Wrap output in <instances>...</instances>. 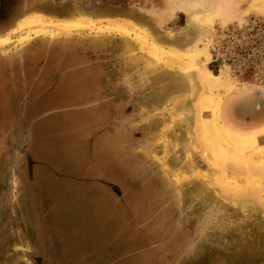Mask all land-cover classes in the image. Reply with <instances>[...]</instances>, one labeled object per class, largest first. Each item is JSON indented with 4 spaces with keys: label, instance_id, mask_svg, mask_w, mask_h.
<instances>
[{
    "label": "rangeland",
    "instance_id": "1",
    "mask_svg": "<svg viewBox=\"0 0 264 264\" xmlns=\"http://www.w3.org/2000/svg\"><path fill=\"white\" fill-rule=\"evenodd\" d=\"M37 2L40 4L32 10L1 27L0 37L11 33L22 19L36 15L56 22L80 17L99 22L85 31L42 25L40 28L53 35L13 33L11 42L0 46L4 56L32 51L40 43L67 48H41L32 54L35 64L47 63V71H30L29 86L20 84L18 64L15 76L10 71L0 72V131L4 136L13 134L24 144L32 127L44 128L40 139L51 150L45 157L62 163L67 174L48 186L59 206L51 203L55 207L45 218L49 225L45 234L38 232L40 227L36 230L31 216L27 220L35 230L29 228L26 217L23 219L30 242L34 245L42 238L48 244L45 253L53 262L47 263L264 264V172L231 166L224 172L209 163L199 109L205 92L202 74L194 70L185 74L159 64L140 51L136 40L99 30L107 21H132L151 31L165 48L188 50L204 45L203 66L218 62L220 71L240 90L224 97V119L231 122L228 113L233 99L246 98L249 92L251 99L264 102V13L260 7L253 0ZM193 14L212 16L213 28L194 21ZM22 37L28 39L20 43ZM53 53L57 59L60 55V61L50 66ZM14 84L16 91L11 88ZM105 106L119 120H125L124 160L118 153V137L109 145L101 137L92 143L100 133L96 118ZM258 112L248 108L240 118L251 120ZM112 125L118 127L122 122ZM245 130L257 135L264 146V126L258 129L254 124ZM14 164L8 162V172ZM84 167L95 171L105 167L126 176V221L111 224L106 214L96 213V202L101 201L100 207L110 204L99 198L100 186L82 183L78 175ZM216 176L242 185L251 176L262 177L263 193H230L217 186ZM10 190L0 188V212L5 217L12 214L8 212ZM100 215L105 217L100 220ZM10 218L15 221V216ZM22 241L19 248L23 252L33 251ZM21 256L15 257L17 262Z\"/></svg>",
    "mask_w": 264,
    "mask_h": 264
},
{
    "label": "bare ground",
    "instance_id": "2",
    "mask_svg": "<svg viewBox=\"0 0 264 264\" xmlns=\"http://www.w3.org/2000/svg\"><path fill=\"white\" fill-rule=\"evenodd\" d=\"M253 4L258 5L260 11L264 13V0H253ZM192 18L209 30L214 26L215 19L210 15L193 14ZM114 22L116 21H107V24L100 26L99 30L136 40L140 51L159 64H165L185 74L193 70L202 74L205 92L199 100V109L202 113V115L200 114L201 127L208 140L205 155L209 163L215 169H221L224 172L229 166L239 167L242 170L249 169L250 171L251 169L264 172V146L260 145L258 136L249 134L236 125L232 126L224 119V97L233 91L240 92V90L234 85L227 73L224 74V71H220L218 62L203 66L204 45L200 46L201 44H199V46L188 50L175 47L165 48L157 42L156 37L147 28L141 27L132 21ZM98 24L99 22L87 17L56 22L54 20H45L37 15L30 16L22 19L18 27L11 33L0 37V46L8 45L11 42V34L13 33L27 31L29 36L32 34L53 35V32L40 28L42 25L85 31V29L89 30L90 27ZM28 37H22L20 43L25 42ZM202 67L205 68L203 72H201ZM206 114H209V116L205 117ZM256 157H260L258 162L253 161ZM222 177H213L214 182L217 186L227 189L230 193L237 195H242L249 191L263 193L262 177L252 178L251 176V180L248 179L244 185L235 179L225 177L223 179Z\"/></svg>",
    "mask_w": 264,
    "mask_h": 264
},
{
    "label": "crops",
    "instance_id": "3",
    "mask_svg": "<svg viewBox=\"0 0 264 264\" xmlns=\"http://www.w3.org/2000/svg\"><path fill=\"white\" fill-rule=\"evenodd\" d=\"M12 59V58H10ZM12 62H10L11 64ZM15 65H9L8 69L5 66V69H0L1 75L5 74L7 71L13 73V76L16 74ZM23 71V70H22ZM33 71V70H31ZM27 72H22L20 75L27 81ZM240 97V96H239ZM235 98L233 99L232 106L229 108L228 118L232 122L231 124H238L244 130L248 127H253L256 124V128H262L264 126V102H260L261 99L253 100L251 96H249V92H247L246 98ZM2 102H0L1 105ZM98 102H96L97 104ZM109 102H106V105ZM104 104V102H102ZM242 107L241 110L244 111L248 108L258 110V115H251V120H243L240 118V114L242 111L235 112L236 108ZM234 110V111H233ZM101 115H98L96 118L97 123L99 125V134L96 137L92 138V143H97L98 139L101 137L105 139L107 144H112L113 140L118 137L120 139V145L118 153L120 154V159H126V125L125 120H119L118 117H115L111 110L106 108V106L101 110ZM257 114V113H256ZM114 122H122V125L118 127H114L112 125ZM32 134L28 133L26 139V143L19 144L17 141V137L13 134L9 136H4V133L0 131V155L3 154L4 148L11 147L12 149L17 150V155H23L24 159V175L22 176V184L25 186V192L27 200L34 205L36 208V213L38 210H43V214L41 213V218H46L49 213H51L52 207H55L56 203L59 206V200L55 193L52 195L48 186H51L52 181H59L62 177L67 175L64 174L65 170L62 167V163H52L47 157L50 155L51 150H47L45 148L44 142L41 141L43 134H45V129L40 127L35 129L32 127ZM2 129V122L0 120V130ZM253 129V128H252ZM247 131V130H245ZM26 135V134H25ZM99 135V136H98ZM41 138V139H40ZM264 139V138H263ZM93 144L90 150L93 148ZM108 144V145H109ZM107 145V146H108ZM90 165L89 168H91ZM86 169V170H85ZM82 180V183L86 182L87 184H92L93 187L100 186V195L99 198H104L107 200V203L110 204L108 206L105 203V207L100 202H96L98 210L96 213L106 214L110 219V223H117L116 221L124 220L126 221V187H123L126 183V176L119 171H114V169L108 170L105 167H99L96 171L89 170L84 167L82 175H78ZM122 176V177H121ZM97 195V194H96ZM56 198H55V197ZM98 197V196H97ZM54 198V199H53ZM104 203V202H103ZM106 205L109 207L106 208ZM94 206L91 207L93 211L97 208ZM103 212V213H101ZM99 219H103L105 216H98ZM99 222V220H98Z\"/></svg>",
    "mask_w": 264,
    "mask_h": 264
},
{
    "label": "flooded vegetation",
    "instance_id": "4",
    "mask_svg": "<svg viewBox=\"0 0 264 264\" xmlns=\"http://www.w3.org/2000/svg\"><path fill=\"white\" fill-rule=\"evenodd\" d=\"M38 0L31 1L26 0L24 3L23 0H0V28L4 26H8L12 23V21L18 16H21L25 11L32 10L33 7H36L40 4V2H37ZM53 49V48H60L61 50H66V46H60L57 47L53 46L52 48L47 47L46 45H43L42 43L38 44L34 50L27 51L24 53H21L20 55H14V56H4L0 54V62H4L3 68L5 69V66H11V65H19L20 74L24 71L27 72V81L30 77L31 70H37L38 74L42 69H47V63L44 61V63L39 62L38 64H35L34 61H32L30 58L32 57V54H35L37 50L39 49ZM56 54V53H55ZM54 53L51 55L50 58V66L51 64L55 63L56 60L60 59V55L58 59L54 57ZM54 57V62H52V59ZM12 58V59H10ZM10 62H12L10 64ZM2 68V69H3ZM23 70V71H22ZM31 71V72H30ZM47 71V70H46ZM30 72V73H29ZM15 76V75H14ZM23 81V87H26L27 81L22 77L21 79ZM19 84V83H18ZM17 84H14L11 88L16 91L18 87H16ZM29 86V85H27ZM11 134H7L6 136L10 137ZM16 135V134H15ZM23 155H17V150L12 149L11 147L4 148L3 154L0 155V188L1 187H10V195L12 194L11 204L10 208L8 210L9 214L12 213L10 217H14L13 221L7 213V216L5 217L4 213L0 212V264H21L22 261H28L30 264H49L47 263L48 260L52 261L48 257L46 252V245L42 238L38 240V242H30V239H28V233L26 231V227H22L23 219L26 217V223L29 225V228L31 227V230H35L34 227L31 225V221L29 222L27 218H32L33 223L37 227H40L38 229L39 233L45 234V229L49 226L45 222V218L42 219L41 213L43 214V210H38V213H36V208L32 203H30L27 200L26 192H25V186L22 184V176L24 175V159L22 158ZM15 161V164L13 167H11L10 171L8 172V167L6 165L8 162ZM7 171V172H6ZM5 172V173H4ZM6 173H10V175L6 176L4 179V175ZM4 174V175H3ZM6 192V190H4ZM15 192V193H14ZM3 196L0 195V199ZM11 220V222H9ZM9 223H12L9 225ZM30 223V224H29ZM14 224V225H13ZM5 225V226H4ZM45 226V227H44ZM23 240V241H22ZM20 241H22L25 244H30L33 248V251L30 250V252L27 250L26 252H23L20 247ZM22 252L24 253L22 255ZM22 255V256H21ZM10 256V257H5ZM21 256L22 259L20 261H16L15 257ZM28 257V259H24ZM24 257V258H23ZM27 263V262H26ZM22 264H24L22 262ZM28 264V263H27Z\"/></svg>",
    "mask_w": 264,
    "mask_h": 264
}]
</instances>
